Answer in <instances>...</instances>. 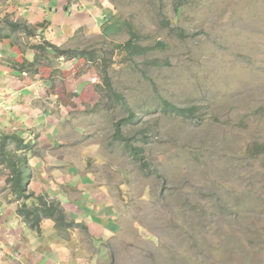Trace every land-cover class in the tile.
<instances>
[{
	"label": "rangeland",
	"instance_id": "374dc122",
	"mask_svg": "<svg viewBox=\"0 0 264 264\" xmlns=\"http://www.w3.org/2000/svg\"><path fill=\"white\" fill-rule=\"evenodd\" d=\"M104 3L112 9L105 19L118 20V29L103 34L102 19L98 29L66 39L48 19L33 37L11 32L7 19L26 18L0 13V35H9L0 39V68H13L22 86L27 79L47 86L35 104L59 121L67 167L111 201L120 224L107 241L63 232L71 247L55 259L79 247L83 260L94 258L89 264H264V0ZM126 21L151 50L128 54ZM45 40L88 55L63 59L39 47ZM163 99L196 106V115L164 112ZM0 126L2 136L18 134ZM43 135L25 138L29 146L17 151L26 157L27 192L39 168L30 159L44 161L43 150L52 149ZM1 160L0 148V197L22 219L17 209L26 199L10 190Z\"/></svg>",
	"mask_w": 264,
	"mask_h": 264
},
{
	"label": "crops",
	"instance_id": "0c3cea01",
	"mask_svg": "<svg viewBox=\"0 0 264 264\" xmlns=\"http://www.w3.org/2000/svg\"><path fill=\"white\" fill-rule=\"evenodd\" d=\"M106 11L111 12L112 9L104 0H78L71 3L70 0H0V13L21 16L32 23L48 19L54 28L62 30L63 36L60 39H66L70 31L74 32L79 28L98 29L102 19L107 20ZM1 48L9 50L4 46ZM16 76L13 68H0V119L9 121L11 126L4 122H0V125L17 130L28 140L32 136L44 134L43 147L52 149L49 153L43 150L44 161L30 159L33 169L37 166L39 168L35 169L29 187L37 194L47 192L59 199L73 223L69 229H60L53 220L43 219L42 232L38 233L16 216L13 206L10 207L12 202L9 204L4 197H0V264H80L85 261L83 253L86 252L79 247L73 248V257L55 259L56 252L65 254L71 247L63 232L78 236L85 232L92 240L107 241L120 228L116 208L111 201L102 198L100 191L83 184V177L80 176L77 180L74 169L67 167L64 157L67 144H64L65 139L56 132L59 121L51 115L49 108L35 104L45 97L47 86L41 83L37 86L39 84L36 81L27 84L28 79L22 86L16 83ZM25 91L28 93L23 96L21 92ZM4 101L9 106H5ZM20 105L26 106L27 110L18 111L24 107ZM38 160L41 162L38 163ZM60 161L63 163L60 164ZM73 188H77L78 192L73 191ZM93 260L94 258H90L85 263L89 264Z\"/></svg>",
	"mask_w": 264,
	"mask_h": 264
},
{
	"label": "trees",
	"instance_id": "16d2710c",
	"mask_svg": "<svg viewBox=\"0 0 264 264\" xmlns=\"http://www.w3.org/2000/svg\"><path fill=\"white\" fill-rule=\"evenodd\" d=\"M9 23V29L11 32H27L29 36L33 37L35 36L34 28H37L42 26L43 23L38 24H31L28 21L22 19L14 21V19L8 20ZM107 20L102 25L103 28V34H109L111 31L118 29V23L119 21L116 20L113 23H108ZM122 27L127 28L128 31L131 33V39L127 41L126 44H123L122 47H124L128 54L131 56H138L143 55L144 53H147L149 50H151L152 46H146L142 45L139 42V37L135 35L133 30V24L129 21H126L122 24ZM33 28V29H31ZM8 34H2L0 35V39L2 37H8ZM137 39V40H135ZM41 48L45 49V51H50L53 54L62 56L66 60L71 59H78L79 57H85L87 56V51L80 50L78 48H64L59 45H56L52 42H49L48 40H45L42 44H39ZM160 46H162V43H159ZM40 53V50L36 52V57L33 61V63L37 60ZM95 58L94 55L90 56L88 59L93 60ZM26 71L22 68L21 70ZM106 87L109 90L112 89V84L110 81V78L108 74L105 72L102 75ZM163 105V111L164 112H174V113H180L183 116H195L196 114V106L191 107H178L174 104L168 102L167 100H162ZM0 138L2 139L0 141L1 145L0 148L2 150V160L1 162L8 168L9 175H8V183L10 186V190L14 193V195L17 198H24L26 201L32 200V205H29L26 201H23L22 204L17 209L18 214L22 217L24 222L31 228L36 230L38 233H41L42 227L41 223L43 219H52L55 222V225L57 228L60 229H69V227L72 225L73 222H71L67 216V213L62 206L61 201L57 199H53L51 197H48L46 193L36 194L34 191L30 190L27 192V184H26V157L24 155H20L17 153L18 150H22L27 148L29 145L24 142V139L18 135V134H10L6 133L2 136L0 134ZM6 141H12L16 143V148L9 149L8 147L5 149ZM137 150H141L135 146H131L130 151L134 154Z\"/></svg>",
	"mask_w": 264,
	"mask_h": 264
},
{
	"label": "clouds",
	"instance_id": "9594fccd",
	"mask_svg": "<svg viewBox=\"0 0 264 264\" xmlns=\"http://www.w3.org/2000/svg\"><path fill=\"white\" fill-rule=\"evenodd\" d=\"M27 21V20H26ZM29 22V21H28ZM64 59V58H63ZM18 135H20L23 139H25L21 134H19L18 133ZM26 178H27V175H26ZM33 191V190H32ZM35 192V191H34ZM36 193V192H35ZM41 194V193H40ZM59 200V199H58ZM27 203H28V201H27ZM63 206V205H62ZM45 219H47V218H45ZM52 220V219H51ZM24 221V220H23ZM29 227V226H28ZM41 227H42V223H41ZM34 230V229H33ZM36 231V230H35ZM42 232V231H41Z\"/></svg>",
	"mask_w": 264,
	"mask_h": 264
}]
</instances>
